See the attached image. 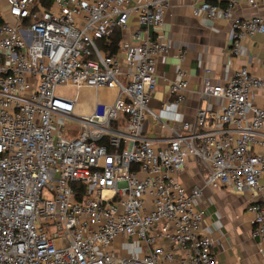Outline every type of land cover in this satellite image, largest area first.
<instances>
[{"label":"built area","instance_id":"2783aa9c","mask_svg":"<svg viewBox=\"0 0 264 264\" xmlns=\"http://www.w3.org/2000/svg\"><path fill=\"white\" fill-rule=\"evenodd\" d=\"M6 1L14 21L0 9V264H172L177 252L180 264H220L196 208L203 188L180 179L189 158L207 168V186L250 194L264 254V75L241 66L214 82L205 68L206 102L188 121L183 69L169 83L175 100L151 107L157 62L170 50L152 28H165L172 0ZM241 1L258 7L192 3L195 16L231 23L232 56L264 35V12L238 16ZM116 31L108 54L99 41ZM61 85L76 98L57 93ZM83 88L116 97L82 113ZM66 121L80 126L76 137L65 138Z\"/></svg>","mask_w":264,"mask_h":264},{"label":"crops","instance_id":"0c3cea01","mask_svg":"<svg viewBox=\"0 0 264 264\" xmlns=\"http://www.w3.org/2000/svg\"><path fill=\"white\" fill-rule=\"evenodd\" d=\"M257 1V8L241 1L235 14L247 17L264 12V0ZM192 3L193 0H172L166 10L165 28H152L153 36L169 43L170 50L158 59L159 81L151 107L157 111L165 103L175 100V95L169 93V83L179 80L178 71L183 69L187 73L189 90L181 105V115L188 121H195L198 108L206 102L201 95L205 68H211L214 82H219L225 72L241 66L264 75V35L247 39L241 55L232 56L229 51L233 34L231 23L224 19L210 20L206 14L195 16ZM0 9L4 18L14 21L8 14L6 0H0ZM132 27L130 23L126 32ZM181 50L185 52L183 59L177 56ZM89 112L91 110L85 113ZM160 133L161 129L153 126L150 136L155 138ZM207 176V168L189 158L180 179L188 189L193 186L203 188L196 208L203 211L202 231L213 238L220 264H264V254L260 253L258 240L252 234L250 194L207 186ZM260 183L264 186V176ZM176 256L177 260L172 264H180V253Z\"/></svg>","mask_w":264,"mask_h":264},{"label":"rangeland","instance_id":"374dc122","mask_svg":"<svg viewBox=\"0 0 264 264\" xmlns=\"http://www.w3.org/2000/svg\"><path fill=\"white\" fill-rule=\"evenodd\" d=\"M57 93H61L63 97L75 99L77 91L75 87L61 85L57 89ZM116 91L114 89L103 88L98 92L92 88H83L77 99L78 111L85 113L90 111L96 99H100L101 103L111 104L115 99ZM65 138L71 139L77 136L80 126L72 121L65 122Z\"/></svg>","mask_w":264,"mask_h":264},{"label":"trees","instance_id":"16d2710c","mask_svg":"<svg viewBox=\"0 0 264 264\" xmlns=\"http://www.w3.org/2000/svg\"><path fill=\"white\" fill-rule=\"evenodd\" d=\"M211 2H214V0H209ZM51 0H45V4L48 6L50 5ZM121 41V32L116 31L112 37L109 38V40H101L99 41L100 47L108 54H114L116 53L118 49V45Z\"/></svg>","mask_w":264,"mask_h":264}]
</instances>
